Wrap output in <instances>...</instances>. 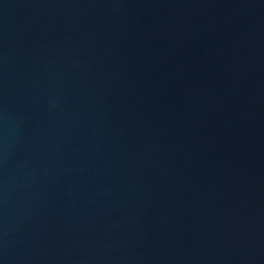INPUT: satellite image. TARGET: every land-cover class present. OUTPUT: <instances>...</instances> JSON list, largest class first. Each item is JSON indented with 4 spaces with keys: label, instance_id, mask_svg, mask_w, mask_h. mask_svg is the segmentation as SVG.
Segmentation results:
<instances>
[{
    "label": "water",
    "instance_id": "1",
    "mask_svg": "<svg viewBox=\"0 0 264 264\" xmlns=\"http://www.w3.org/2000/svg\"><path fill=\"white\" fill-rule=\"evenodd\" d=\"M0 264H264V0H0Z\"/></svg>",
    "mask_w": 264,
    "mask_h": 264
}]
</instances>
